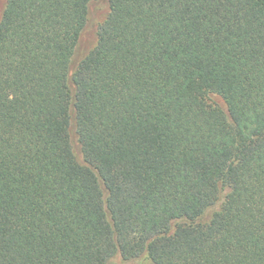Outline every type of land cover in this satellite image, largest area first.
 I'll use <instances>...</instances> for the list:
<instances>
[{
	"label": "trees",
	"instance_id": "trees-1",
	"mask_svg": "<svg viewBox=\"0 0 264 264\" xmlns=\"http://www.w3.org/2000/svg\"><path fill=\"white\" fill-rule=\"evenodd\" d=\"M0 2V264H264V0Z\"/></svg>",
	"mask_w": 264,
	"mask_h": 264
},
{
	"label": "rangeland",
	"instance_id": "rangeland-1",
	"mask_svg": "<svg viewBox=\"0 0 264 264\" xmlns=\"http://www.w3.org/2000/svg\"><path fill=\"white\" fill-rule=\"evenodd\" d=\"M1 3L2 2H0V8L2 7V4ZM99 10H101V11L104 10V7L103 6H100L99 7ZM101 13H103V12H101ZM90 39H91L90 38V34H88L86 40L84 39L83 44L81 45L82 46L81 47V50L85 49L88 45H90ZM130 264H151V263L148 262V261H145V260L140 259V260H136V261H134V262H132Z\"/></svg>",
	"mask_w": 264,
	"mask_h": 264
}]
</instances>
